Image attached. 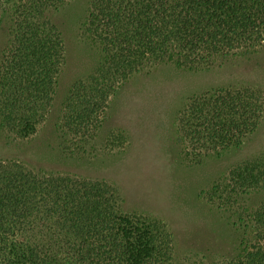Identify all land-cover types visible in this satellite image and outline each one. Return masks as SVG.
<instances>
[{
  "label": "trees",
  "instance_id": "1",
  "mask_svg": "<svg viewBox=\"0 0 264 264\" xmlns=\"http://www.w3.org/2000/svg\"><path fill=\"white\" fill-rule=\"evenodd\" d=\"M67 0H0V27L12 21L0 63V110L8 134L27 139L43 122L64 62L60 32L49 12ZM86 32L101 45L99 70L72 93L65 118L89 132L119 80L162 61L203 66L216 56L264 42V0H95ZM264 97L250 87L194 96L179 116L187 154L201 158L240 144L259 126ZM68 122L66 121L65 125ZM72 128V127H70ZM210 199L234 203V192L264 183V155L233 168ZM254 234L232 258L175 255L171 235L121 208L106 180L44 173L0 161V264H264V202L252 213Z\"/></svg>",
  "mask_w": 264,
  "mask_h": 264
},
{
  "label": "rangeland",
  "instance_id": "2",
  "mask_svg": "<svg viewBox=\"0 0 264 264\" xmlns=\"http://www.w3.org/2000/svg\"><path fill=\"white\" fill-rule=\"evenodd\" d=\"M94 1L67 0L49 12L64 45L58 81L46 116L31 137L8 134L0 110V161L110 182L121 197L122 210L166 230L179 257L217 261L238 256L253 237L252 213L264 202V183L246 192L233 191L235 202L229 205L210 195L221 183L229 193L232 185L224 180L230 171L264 155V113L257 129L240 144L199 159L187 154L179 116L194 96L213 89L250 86L264 97V42L216 56L208 65L168 60L129 74L116 83L106 105L95 109L98 122L84 144L85 132L75 131L79 120L66 119L65 114L75 88L96 73L105 58L100 42L85 29ZM12 30L11 19L5 18L0 63L10 48Z\"/></svg>",
  "mask_w": 264,
  "mask_h": 264
}]
</instances>
